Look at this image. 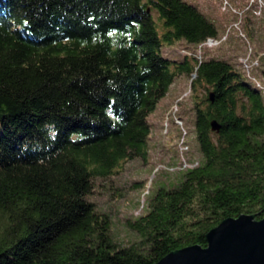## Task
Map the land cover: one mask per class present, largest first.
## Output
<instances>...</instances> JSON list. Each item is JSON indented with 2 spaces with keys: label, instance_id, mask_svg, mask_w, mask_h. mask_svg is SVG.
<instances>
[{
  "label": "trees",
  "instance_id": "trees-1",
  "mask_svg": "<svg viewBox=\"0 0 264 264\" xmlns=\"http://www.w3.org/2000/svg\"><path fill=\"white\" fill-rule=\"evenodd\" d=\"M217 35L186 0H0V264H153L225 218H264V90L222 57L163 52ZM191 74L199 158L165 172L125 222L137 238L117 241L89 195L146 161L150 115Z\"/></svg>",
  "mask_w": 264,
  "mask_h": 264
},
{
  "label": "rangeland",
  "instance_id": "rangeland-1",
  "mask_svg": "<svg viewBox=\"0 0 264 264\" xmlns=\"http://www.w3.org/2000/svg\"><path fill=\"white\" fill-rule=\"evenodd\" d=\"M186 1L199 6L214 22L218 31L217 43L197 47L176 41L164 46V54L171 58L183 55L196 59L222 57L234 64L252 84L254 81L264 85L261 72L264 70L263 0ZM249 26L256 31L254 34L259 35L252 38L244 35L243 28ZM192 78L193 74L177 78L167 97L150 115L151 133L146 161H130L113 177L97 180L89 195L96 208L108 214L110 233L117 241L128 243L137 238L126 228L125 222L142 213L146 195L155 183L174 180L173 175L165 172L176 170V164L179 165L183 159L199 158L190 122Z\"/></svg>",
  "mask_w": 264,
  "mask_h": 264
},
{
  "label": "water",
  "instance_id": "water-1",
  "mask_svg": "<svg viewBox=\"0 0 264 264\" xmlns=\"http://www.w3.org/2000/svg\"><path fill=\"white\" fill-rule=\"evenodd\" d=\"M210 125L213 132L220 128L215 120ZM205 241L204 247L173 250L153 264H264V218H225L205 234Z\"/></svg>",
  "mask_w": 264,
  "mask_h": 264
},
{
  "label": "built area",
  "instance_id": "built-area-1",
  "mask_svg": "<svg viewBox=\"0 0 264 264\" xmlns=\"http://www.w3.org/2000/svg\"><path fill=\"white\" fill-rule=\"evenodd\" d=\"M212 43H217V41H214L212 39H207L205 42H203L202 44L199 45V47H201V45H206V44H211ZM256 83V86L259 87L260 89H263L264 90V87H262L258 82H255ZM181 166L182 167H189L190 164H188L187 162V159H183L182 162H180Z\"/></svg>",
  "mask_w": 264,
  "mask_h": 264
}]
</instances>
